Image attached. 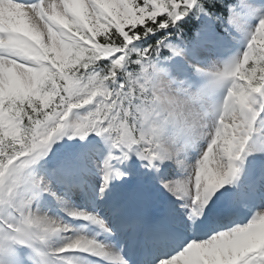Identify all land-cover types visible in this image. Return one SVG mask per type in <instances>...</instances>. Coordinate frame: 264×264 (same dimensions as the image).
<instances>
[{
    "label": "snow or ice",
    "instance_id": "snow-or-ice-1",
    "mask_svg": "<svg viewBox=\"0 0 264 264\" xmlns=\"http://www.w3.org/2000/svg\"><path fill=\"white\" fill-rule=\"evenodd\" d=\"M0 264H264V0H0Z\"/></svg>",
    "mask_w": 264,
    "mask_h": 264
}]
</instances>
